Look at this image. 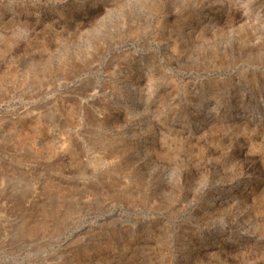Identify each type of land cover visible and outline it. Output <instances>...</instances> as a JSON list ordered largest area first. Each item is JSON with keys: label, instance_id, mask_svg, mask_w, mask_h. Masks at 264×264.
<instances>
[{"label": "rangeland", "instance_id": "rangeland-1", "mask_svg": "<svg viewBox=\"0 0 264 264\" xmlns=\"http://www.w3.org/2000/svg\"><path fill=\"white\" fill-rule=\"evenodd\" d=\"M0 264H264V0H0Z\"/></svg>", "mask_w": 264, "mask_h": 264}, {"label": "bare ground", "instance_id": "bare-ground-1", "mask_svg": "<svg viewBox=\"0 0 264 264\" xmlns=\"http://www.w3.org/2000/svg\"><path fill=\"white\" fill-rule=\"evenodd\" d=\"M65 144V143H64ZM69 144V143H68ZM63 147V146H62ZM33 174V173H32ZM29 175V174H28ZM25 177V176H24ZM31 177V176H30ZM33 177V176H32ZM45 177V176H44ZM43 177V178H44ZM29 178V177H28ZM36 179V178H35ZM45 179V178H44ZM21 180V179H20ZM23 180V179H22ZM27 180V179H26ZM31 180V179H30ZM33 180V179H32ZM31 180V181H32ZM49 180V179H48ZM35 181V180H34ZM18 182V181H17ZM36 182V181H35ZM46 182V181H45ZM49 182V181H48ZM22 182H19V184H21ZM50 183V182H49ZM96 183H98V182H96ZM14 184V183H13ZM22 184H24L23 185V187L25 188V190H29L30 189V187H32L33 185H31L30 184V182H27L26 181V183H22ZM34 184V183H33ZM46 186V185H45ZM48 186V185H47ZM17 187V186H16ZM35 187V186H34ZM15 190V189H14ZM31 190H32V188H31ZM16 192V191H15ZM22 195H24V194H22ZM6 235H8V234H6ZM14 237L13 236H9V241H11V240H14L13 239ZM16 240V239H15ZM10 243H12V242H10Z\"/></svg>", "mask_w": 264, "mask_h": 264}]
</instances>
